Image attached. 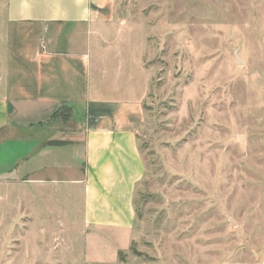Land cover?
Listing matches in <instances>:
<instances>
[{"label": "rangeland", "instance_id": "374dc122", "mask_svg": "<svg viewBox=\"0 0 264 264\" xmlns=\"http://www.w3.org/2000/svg\"><path fill=\"white\" fill-rule=\"evenodd\" d=\"M115 1L111 47L134 71L141 57L149 80L131 245L116 258L122 235L86 240L79 191L43 203L36 184L21 195L0 182V264H264V0ZM58 110L65 125L76 117Z\"/></svg>", "mask_w": 264, "mask_h": 264}, {"label": "crops", "instance_id": "0c3cea01", "mask_svg": "<svg viewBox=\"0 0 264 264\" xmlns=\"http://www.w3.org/2000/svg\"><path fill=\"white\" fill-rule=\"evenodd\" d=\"M8 2L0 182L19 183L21 195L36 184L43 203L54 191L67 200L79 191L86 240L122 235L117 258L132 242L135 190L146 169L136 129L149 87L141 57L134 71L111 47L120 27L115 0ZM64 104L76 110L74 125L56 117Z\"/></svg>", "mask_w": 264, "mask_h": 264}, {"label": "trees", "instance_id": "16d2710c", "mask_svg": "<svg viewBox=\"0 0 264 264\" xmlns=\"http://www.w3.org/2000/svg\"><path fill=\"white\" fill-rule=\"evenodd\" d=\"M63 106H64V105H62L60 108L62 109ZM58 112H59V110L56 112V115L58 114Z\"/></svg>", "mask_w": 264, "mask_h": 264}]
</instances>
